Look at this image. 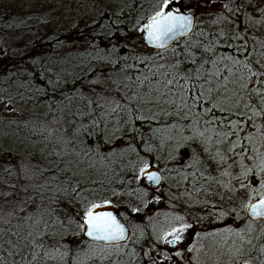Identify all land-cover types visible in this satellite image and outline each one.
<instances>
[{
    "label": "snow or ice",
    "instance_id": "obj_1",
    "mask_svg": "<svg viewBox=\"0 0 264 264\" xmlns=\"http://www.w3.org/2000/svg\"><path fill=\"white\" fill-rule=\"evenodd\" d=\"M75 2L0 4V264H264V0Z\"/></svg>",
    "mask_w": 264,
    "mask_h": 264
},
{
    "label": "trees",
    "instance_id": "obj_2",
    "mask_svg": "<svg viewBox=\"0 0 264 264\" xmlns=\"http://www.w3.org/2000/svg\"><path fill=\"white\" fill-rule=\"evenodd\" d=\"M0 4H12L13 6L9 9L10 15H15L17 12L22 16H32L33 13L37 11L35 7L29 9L26 4H24V0H0ZM23 5V7L21 6ZM64 5H70L71 11L65 10ZM40 11H44L46 13L50 12L51 16L59 15L61 20L57 23L58 28L61 30L62 36L67 34L64 32L65 29L70 28V23L72 19H75L80 15L83 11L82 8H79L78 4L75 0H47L46 6ZM3 12V8H0V13ZM64 19V23L63 20ZM33 25V31L36 30L37 27L40 26L39 22L33 16L32 21H30ZM49 22L52 23L54 21L49 18ZM3 33V30L0 29V34ZM7 37H5L6 39ZM2 43V41H0ZM11 67V65H9Z\"/></svg>",
    "mask_w": 264,
    "mask_h": 264
},
{
    "label": "rangeland",
    "instance_id": "obj_3",
    "mask_svg": "<svg viewBox=\"0 0 264 264\" xmlns=\"http://www.w3.org/2000/svg\"><path fill=\"white\" fill-rule=\"evenodd\" d=\"M62 21H63V23H64V19H63Z\"/></svg>",
    "mask_w": 264,
    "mask_h": 264
}]
</instances>
